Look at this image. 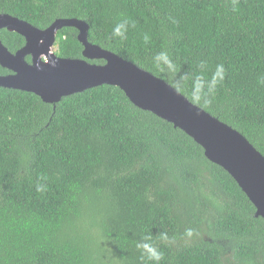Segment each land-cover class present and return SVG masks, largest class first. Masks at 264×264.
Here are the masks:
<instances>
[{
  "label": "trees",
  "instance_id": "1",
  "mask_svg": "<svg viewBox=\"0 0 264 264\" xmlns=\"http://www.w3.org/2000/svg\"><path fill=\"white\" fill-rule=\"evenodd\" d=\"M0 13L39 29L84 21L88 42L163 79L264 156V0H0ZM77 34L59 29L54 54L83 58ZM0 40L11 52L25 43L7 29ZM255 212L199 144L117 86L55 104L0 86V264H264Z\"/></svg>",
  "mask_w": 264,
  "mask_h": 264
},
{
  "label": "water",
  "instance_id": "2",
  "mask_svg": "<svg viewBox=\"0 0 264 264\" xmlns=\"http://www.w3.org/2000/svg\"><path fill=\"white\" fill-rule=\"evenodd\" d=\"M65 26L78 30L83 58H62L51 51L57 31ZM0 29L15 31L25 39L15 52L0 40V65L11 71L0 75V86L33 92L50 104L103 84L119 87L133 104L169 121L199 144L208 160L235 179L255 206V215L264 218V156L236 129L190 102L163 79L88 42V25L82 20L56 19L39 29L0 13ZM27 55L31 63L25 61ZM93 59L104 63H91Z\"/></svg>",
  "mask_w": 264,
  "mask_h": 264
},
{
  "label": "clouds",
  "instance_id": "3",
  "mask_svg": "<svg viewBox=\"0 0 264 264\" xmlns=\"http://www.w3.org/2000/svg\"><path fill=\"white\" fill-rule=\"evenodd\" d=\"M117 35H121L122 33L119 32V29H117L116 33ZM102 60V59H101ZM104 62V61H103ZM103 64V63H102ZM153 113V112H152ZM154 114V113H153ZM156 115V114H155ZM159 117V116H158ZM161 118V117H160ZM163 119V118H162ZM192 234V230L189 229L188 230V235ZM144 248L147 250L148 254H149V258L153 259V260H159L161 258V254L156 251L153 247H151L150 245H144Z\"/></svg>",
  "mask_w": 264,
  "mask_h": 264
},
{
  "label": "rangeland",
  "instance_id": "4",
  "mask_svg": "<svg viewBox=\"0 0 264 264\" xmlns=\"http://www.w3.org/2000/svg\"><path fill=\"white\" fill-rule=\"evenodd\" d=\"M55 49H56V45L54 44V46L51 47V51L54 53ZM41 59L45 60L46 59L45 55H42Z\"/></svg>",
  "mask_w": 264,
  "mask_h": 264
},
{
  "label": "flooded vegetation",
  "instance_id": "5",
  "mask_svg": "<svg viewBox=\"0 0 264 264\" xmlns=\"http://www.w3.org/2000/svg\"><path fill=\"white\" fill-rule=\"evenodd\" d=\"M25 61L31 63V56H30V55L25 56ZM97 64H98V63H97ZM10 72H11V71L9 70V73H10Z\"/></svg>",
  "mask_w": 264,
  "mask_h": 264
}]
</instances>
